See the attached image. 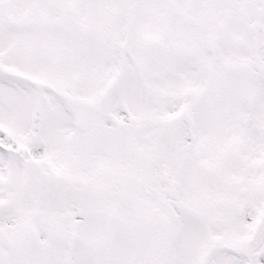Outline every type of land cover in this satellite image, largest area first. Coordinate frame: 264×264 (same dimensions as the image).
I'll use <instances>...</instances> for the list:
<instances>
[{
    "label": "snow or ice",
    "instance_id": "obj_1",
    "mask_svg": "<svg viewBox=\"0 0 264 264\" xmlns=\"http://www.w3.org/2000/svg\"><path fill=\"white\" fill-rule=\"evenodd\" d=\"M0 264H264V0H0Z\"/></svg>",
    "mask_w": 264,
    "mask_h": 264
}]
</instances>
